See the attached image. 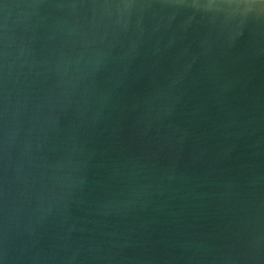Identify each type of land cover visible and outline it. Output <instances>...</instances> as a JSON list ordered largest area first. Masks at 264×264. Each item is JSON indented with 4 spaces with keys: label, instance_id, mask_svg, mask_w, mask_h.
Wrapping results in <instances>:
<instances>
[{
    "label": "water",
    "instance_id": "water-1",
    "mask_svg": "<svg viewBox=\"0 0 264 264\" xmlns=\"http://www.w3.org/2000/svg\"><path fill=\"white\" fill-rule=\"evenodd\" d=\"M0 264H264V0H0Z\"/></svg>",
    "mask_w": 264,
    "mask_h": 264
}]
</instances>
